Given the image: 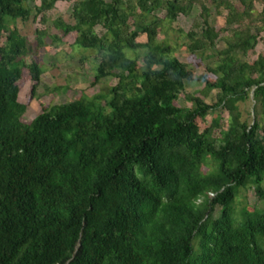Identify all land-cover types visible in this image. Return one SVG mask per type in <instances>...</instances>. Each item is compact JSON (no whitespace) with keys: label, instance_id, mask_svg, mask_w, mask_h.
Here are the masks:
<instances>
[{"label":"trees","instance_id":"trees-1","mask_svg":"<svg viewBox=\"0 0 264 264\" xmlns=\"http://www.w3.org/2000/svg\"><path fill=\"white\" fill-rule=\"evenodd\" d=\"M57 1L0 0V264H264V53L244 59L264 29V5L254 17V0H236L241 8L234 0H76V23L53 25L96 50L93 83L117 81L107 94L24 122L19 82L28 70L33 96L42 68L24 61L31 47L15 21L45 22ZM195 3L202 24L186 33L189 51L203 56L229 32L199 77L201 95L184 91L187 64L157 39L164 19ZM210 5L226 11L219 30ZM44 35L37 30L40 42ZM138 49L142 56L126 54ZM250 95L251 122L238 106ZM218 108L226 123L199 128ZM245 187L263 205L239 218L233 206Z\"/></svg>","mask_w":264,"mask_h":264},{"label":"rangeland","instance_id":"rangeland-1","mask_svg":"<svg viewBox=\"0 0 264 264\" xmlns=\"http://www.w3.org/2000/svg\"><path fill=\"white\" fill-rule=\"evenodd\" d=\"M40 0H36L38 4ZM76 0H59L55 6L46 13L47 21L40 20V15L35 19L33 15L23 21L17 19L15 24L19 32L24 35L31 47L30 52L24 57V61L30 64L31 62L38 63L42 68V74L39 84L35 89V93L31 95L32 80L29 71L24 69V78L19 82L20 92L18 99L26 104V108L22 115L24 122H29L43 108L54 104L70 102L85 95L93 97L95 94H107L110 87L116 83L113 76L100 79L93 83V75L97 62L99 61L98 54L94 49H84L74 43L78 33L72 31L68 34H63L54 25L53 21L56 18H62L66 23L75 24L76 20L72 15V5ZM240 8V3L234 0ZM210 4V3H209ZM264 0H254V17L263 9ZM211 6V5H210ZM159 17L164 16L163 10L156 11ZM226 11L222 8L217 11L214 6H211L210 22L220 29L225 26ZM258 17V16H257ZM202 20L200 17V7L195 3L191 11L187 15L179 14L172 21L164 19L161 29L158 32V41H163L174 47L172 54L179 60L187 64V69L191 75V79L185 80L186 93L200 94L203 84L199 77L206 73L205 66L215 62L214 55L218 50L225 47L223 40L224 36L229 34L228 31L221 32L215 48L208 49L202 56L200 52H191L188 49L189 38L186 33L190 30L200 32ZM260 24V23H258ZM261 25V24H260ZM258 41L253 49H250L245 60L251 62L258 54L264 53V29L259 26ZM37 30L45 32L42 42L38 40ZM98 32L103 30L98 26ZM137 42H145L146 35L140 34L136 38ZM143 49L137 51L126 50V54L130 57L135 55L142 56ZM139 66L142 61L139 59ZM210 77V75H209ZM216 90H212L208 96H203L204 100L211 104L216 100ZM177 102L182 106H188L190 103L184 100L183 94L180 95ZM254 101L252 95L244 102H239L238 106L242 114V118L251 122L254 116L253 112ZM220 118L226 123L228 114L227 111L218 108L211 111L204 119L197 121L199 128L203 129L208 126L212 119ZM221 121V122H222ZM209 165L204 167V170L210 171L214 168L211 161ZM262 206L263 203L258 201L252 187L240 188L234 202V214L236 217L241 216L243 209L250 210L251 206ZM218 209L215 211V216L218 215Z\"/></svg>","mask_w":264,"mask_h":264}]
</instances>
